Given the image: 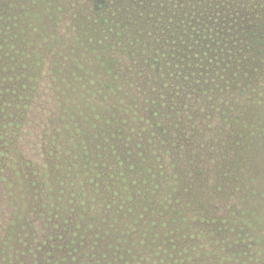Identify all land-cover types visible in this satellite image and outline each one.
Wrapping results in <instances>:
<instances>
[{
    "label": "trees",
    "instance_id": "trees-1",
    "mask_svg": "<svg viewBox=\"0 0 264 264\" xmlns=\"http://www.w3.org/2000/svg\"><path fill=\"white\" fill-rule=\"evenodd\" d=\"M261 103L264 0H0V264H204L181 232L244 199L216 164Z\"/></svg>",
    "mask_w": 264,
    "mask_h": 264
},
{
    "label": "rangeland",
    "instance_id": "rangeland-1",
    "mask_svg": "<svg viewBox=\"0 0 264 264\" xmlns=\"http://www.w3.org/2000/svg\"><path fill=\"white\" fill-rule=\"evenodd\" d=\"M61 38L63 42L71 44L67 39L66 34ZM55 45V52L62 50L58 40ZM105 46L103 47L104 49L102 47H99L98 49L100 50L99 55L103 59L100 69L99 63L101 62V59L97 57V50L96 52L88 53L89 59L93 60L95 66L91 70H84V68L87 67L83 66L82 71L84 73H90L93 69L101 73L104 70V67L108 69L112 67L111 64L114 61V58L112 59L107 53L108 49H105ZM46 59L53 62L55 57L52 55L50 58L46 57ZM76 65L77 66L73 68V65L67 63V66L73 71L75 70L76 72L83 73L78 67V64ZM53 69L56 68L53 67ZM44 70L46 72L49 71V69L46 68ZM252 93L250 91V94ZM226 108L227 106L222 107L220 111H226ZM64 114L67 117L66 119H68L66 112ZM149 114L151 116V113ZM121 115L122 122L126 125L128 121L131 120V117L123 113ZM138 116L137 125H135L137 126V131L143 133L145 141L143 145L145 147L146 145L149 147L150 145L148 142H151V140L157 136L160 139H164L165 142L167 141L166 134L154 124L152 117V122H149L146 121L147 117L144 118L140 114H138ZM56 117L58 123H63L60 119L65 118L59 116ZM84 120V118L79 120L78 129L83 125ZM223 120L227 126H231L232 122L228 117ZM189 122L195 133L196 128H198L197 125L193 121ZM243 124V137L240 138L237 136L235 138L236 142H238V145L236 146L238 147V151H233V153H231V155L229 154L223 162L220 161L216 165H221L219 168H227L226 171L233 176L238 187V192L242 193L244 199L233 204L224 212L219 211V209H216V212L211 213L203 211V217L205 222L207 221L208 226L214 225L213 229L206 228V235H202L203 238H191L189 237V231L183 230V232H181V243L183 241L192 243L194 250L198 253L196 254L197 260L201 259L199 261L204 264H236L229 261L244 256L247 257L248 254L246 252H250L251 250H253L256 258L258 257L257 264H264V103L257 105L255 107V116L250 117V119L241 125ZM198 126H200V124ZM71 138L72 136L69 135L68 141L71 140ZM36 152L37 158H40V151L36 149ZM44 154L47 157V153L44 152ZM178 160L181 162L180 159ZM47 161V164H49L51 159L48 158ZM200 161L201 159L199 155H197L194 158L195 164L200 166V163H198ZM199 169L205 170L204 168ZM216 178L217 180L219 179L218 172H216ZM260 186H262V188H260ZM216 206L219 208V204H216ZM215 226L224 229V231L221 233L216 231Z\"/></svg>",
    "mask_w": 264,
    "mask_h": 264
}]
</instances>
